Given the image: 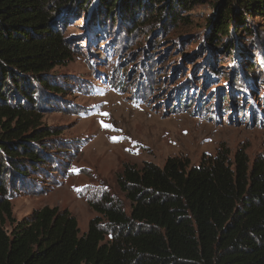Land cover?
<instances>
[{
    "label": "rangeland",
    "instance_id": "1",
    "mask_svg": "<svg viewBox=\"0 0 264 264\" xmlns=\"http://www.w3.org/2000/svg\"><path fill=\"white\" fill-rule=\"evenodd\" d=\"M103 8L90 0L55 12L69 57L44 78L62 92L31 83L39 127L50 135L30 143L41 155L20 162L26 172L5 165L0 176L16 221L58 207L81 233L97 215L93 204L129 211L118 184L125 167L162 166L168 157L233 161L236 152L264 158V17L248 18L252 34L232 32L224 51L208 40V0L176 9L174 21L169 11L156 21L149 0L112 15Z\"/></svg>",
    "mask_w": 264,
    "mask_h": 264
},
{
    "label": "trees",
    "instance_id": "2",
    "mask_svg": "<svg viewBox=\"0 0 264 264\" xmlns=\"http://www.w3.org/2000/svg\"><path fill=\"white\" fill-rule=\"evenodd\" d=\"M97 1L109 15L128 2L146 5V0ZM203 1L149 3H155L159 22L168 11L174 21L176 9ZM89 2L0 0V176L5 165L26 172L20 162L39 160L30 143L50 131L39 127L31 83L62 92L44 78L69 57L54 15L62 6L86 9ZM208 2L214 9L208 40L224 51L232 47V32L252 34L248 18L264 17V0ZM118 181L129 211L111 201L93 204L97 215L80 233L76 218L58 207L14 220L0 179V264H264L263 157L250 162L236 152L233 161L217 155L197 165L168 157L162 166L125 167ZM7 222L13 224L10 231Z\"/></svg>",
    "mask_w": 264,
    "mask_h": 264
},
{
    "label": "snow or ice",
    "instance_id": "3",
    "mask_svg": "<svg viewBox=\"0 0 264 264\" xmlns=\"http://www.w3.org/2000/svg\"><path fill=\"white\" fill-rule=\"evenodd\" d=\"M102 115H108L107 113H102ZM101 125L103 126V127H105V128H110L111 127V125H109V124H105L103 121H101Z\"/></svg>",
    "mask_w": 264,
    "mask_h": 264
}]
</instances>
